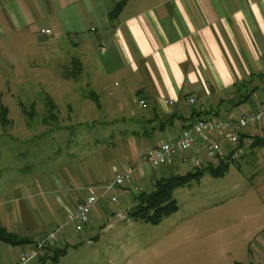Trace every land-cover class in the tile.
<instances>
[{"label":"crops","instance_id":"obj_1","mask_svg":"<svg viewBox=\"0 0 264 264\" xmlns=\"http://www.w3.org/2000/svg\"><path fill=\"white\" fill-rule=\"evenodd\" d=\"M120 2L0 0V64L9 66L4 77L17 76L28 81L36 71L14 68L32 66L28 61L31 52L37 49L39 58L48 61L46 66L52 64L50 68L55 69L45 72L46 75L60 77L62 81L84 79L91 88L89 95L97 99V108L105 112L109 124L117 122L113 124L115 129L109 125L111 129L103 134L91 135L93 146L105 140L120 150L128 164H136L141 154L174 138L199 118L225 119L259 110L264 103V0H127L120 13L112 17ZM46 29L52 30L53 35L42 33ZM20 51L27 54L20 55ZM33 65L41 66L40 62ZM107 80L113 85H107ZM36 81L43 83L41 79ZM191 97L195 98L193 104L188 103ZM138 99H145L148 106H140ZM44 127L45 132L51 130L58 135L64 126ZM25 131L32 132L31 127ZM37 135L31 134L33 138ZM204 138L219 142L223 155L230 153L231 143L223 134L197 136L198 141ZM100 151L96 153L100 155ZM225 159L208 160L204 167L231 165ZM11 162L8 159L5 163L7 171H0V224L8 232L32 242L10 245L0 241V247L10 252L9 264H17L21 252L31 247L35 239L67 220L88 196L79 190L89 189L90 193L101 190V195L103 187L114 180H102V172L95 175L88 165L85 174L76 175V188L72 187V195L67 194L71 198L65 202V209L55 208L44 197L37 204L41 216L26 203V192L33 186L40 190L43 186L44 192H52L46 179L53 178L45 172L26 171L23 168L27 164L12 171ZM38 163L33 160L28 166ZM253 163L259 164L264 173V121L248 128L242 138V157L237 165L242 168ZM185 165L190 167L187 172L193 169L179 157L175 164L163 166L164 172L185 174L181 173ZM114 170L117 172L116 167ZM53 175L63 189L62 173L59 178L56 172ZM149 177L150 183L147 176L138 175V185L146 182L152 186L160 179L151 174ZM139 188L144 190L141 185ZM129 191L126 195L139 193L132 182ZM110 193L105 196L109 204L114 197ZM128 202L131 206L126 207V214L118 216L132 223L128 211L135 202L131 196ZM100 209L107 216L105 208ZM258 217L262 219L257 218L240 232L244 241L251 237L257 240L256 250L251 246L244 249L246 254L235 259L234 264H264V217ZM92 223L87 227H92ZM63 240L66 243L63 257L82 249L68 232ZM93 240L91 245L96 242ZM56 249H63L60 241L37 264H44Z\"/></svg>","mask_w":264,"mask_h":264},{"label":"rangeland","instance_id":"obj_2","mask_svg":"<svg viewBox=\"0 0 264 264\" xmlns=\"http://www.w3.org/2000/svg\"><path fill=\"white\" fill-rule=\"evenodd\" d=\"M18 54L26 55L27 52L20 51ZM31 54L28 63L32 66L14 68L29 73L36 71L28 81L17 76L4 77L9 66L0 64V114L3 107L7 108L9 120L8 125H2L0 115V171L9 169L5 165L9 159L12 171H19L27 164L23 168L26 171L45 172L53 178L46 179L52 192H44L43 186L41 190L33 186L26 192L28 198H24L42 216V211L37 209L39 200L46 197L55 208L65 209L64 205L71 198L67 194L72 195V187L76 188V175L85 174L88 165L95 175L102 172V180L111 181L116 175L114 167L119 170L129 162L116 146L105 140L93 146L91 135H101L114 128L113 124L117 122L109 124L105 112L97 108V99L89 95L91 88L88 83L84 79L62 81L60 77L46 75L45 72L55 70L50 68L52 64L46 66L48 61L39 58L37 49ZM23 60L27 62L26 58ZM39 62L41 66L33 65ZM35 79H41L43 83ZM110 80H107V85L112 84ZM47 95L57 105V118L48 111ZM20 103L34 114H25ZM119 122L121 124L123 120ZM44 125L64 127L55 135L51 130L45 132ZM109 125L112 127L109 128ZM28 126L32 132L25 131ZM32 133L38 134L37 138H33ZM97 150H101L100 155ZM27 152H30L29 156ZM29 160L39 163L29 167ZM230 163L224 175L215 177L207 172L200 180L176 189L174 197L178 210L156 225L142 221L130 223L119 217V213L126 214V207L131 206L128 197L133 198V194L126 195L124 188H115L110 196L116 197L118 202L109 204L105 202L107 197L101 199L91 211L92 227L86 226L82 233H76L74 225H70L60 234L58 240L61 247L66 245L63 235L68 232L82 249L71 251L57 261L48 259L44 264H234L235 259L244 257V249L251 246L255 251L258 245L252 237L244 241L240 232L257 218L262 219L258 215L264 217V173L259 164H244L240 168L238 162ZM183 168L181 173L190 169L189 165ZM164 170V167H143L135 173L131 182L137 191L140 185L148 191L152 186H147L146 182L138 185V175L147 176L150 183L149 174L161 178L167 175ZM55 172L57 175L62 173L63 189L53 175ZM55 191L56 194L53 193ZM100 191L92 193L99 195ZM79 193L89 195L90 191L79 190ZM220 201H224L223 204L216 206ZM100 208H105L107 216ZM64 215L65 212L61 217ZM46 227L48 229L49 224ZM91 239L96 241L93 245ZM4 248L0 247V263L9 264L10 252ZM37 260L32 264H37Z\"/></svg>","mask_w":264,"mask_h":264},{"label":"built area","instance_id":"obj_3","mask_svg":"<svg viewBox=\"0 0 264 264\" xmlns=\"http://www.w3.org/2000/svg\"><path fill=\"white\" fill-rule=\"evenodd\" d=\"M42 33L53 35L52 30L49 29L43 30ZM138 103L144 108L148 106L145 99H138ZM188 103H195V98H189ZM262 121H264V103L260 105L256 113L230 116L225 119L218 117L197 119L174 138L162 142L152 151L141 154L136 164L123 165L117 170L113 182L103 187L101 195L90 193L80 201L64 223L54 226L46 235L35 239L31 247L23 250L17 264H32L35 260L47 255L50 250L56 248L60 234L70 225H74L76 233H82L91 221L93 207L115 188H125V192L130 193L129 186L132 178L136 171L143 167L170 166L175 164L179 157L196 169L204 167L208 160L221 157L223 159L228 157L225 159L228 162H238L242 157V138L245 132ZM211 133L223 134L231 143V150L227 156L222 154V146L219 142L205 140V138L203 141L197 140V136H206ZM142 191L143 188L138 189V192ZM111 201L118 202V199L112 197Z\"/></svg>","mask_w":264,"mask_h":264},{"label":"trees","instance_id":"obj_4","mask_svg":"<svg viewBox=\"0 0 264 264\" xmlns=\"http://www.w3.org/2000/svg\"><path fill=\"white\" fill-rule=\"evenodd\" d=\"M126 2L127 0H121L112 14V17L120 13ZM45 100L48 111H51L52 115L57 118V105L49 95L46 96ZM20 104L25 114L29 116L34 114V111L30 113L22 103ZM0 115L2 116V125H8V109L3 107ZM256 143L257 141L254 142V145ZM226 164H220L219 166L209 164L208 166L202 167L200 169L193 168L191 171L185 174L170 173L165 177L157 179L153 183L150 190H143L142 192H139L133 196L135 205L128 211V216L136 222L142 221L153 225L159 224L165 218L175 213L179 208L177 200L174 197V192L176 189L185 187L191 184L193 181L200 180V178L207 172L215 177L224 175L229 170L230 166L229 164ZM0 241L10 245H19L32 242L31 240L20 238L17 235L8 232L1 224ZM65 253V248L56 249L53 251L51 257H47L51 260L57 261L61 256L65 255Z\"/></svg>","mask_w":264,"mask_h":264}]
</instances>
